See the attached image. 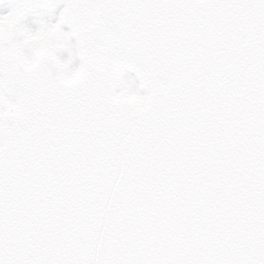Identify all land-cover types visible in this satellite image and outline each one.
Returning a JSON list of instances; mask_svg holds the SVG:
<instances>
[{"label":"snow or ice","instance_id":"1","mask_svg":"<svg viewBox=\"0 0 264 264\" xmlns=\"http://www.w3.org/2000/svg\"><path fill=\"white\" fill-rule=\"evenodd\" d=\"M0 264H264V0H0Z\"/></svg>","mask_w":264,"mask_h":264}]
</instances>
